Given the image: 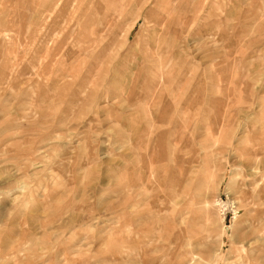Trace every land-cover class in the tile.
<instances>
[{
  "label": "rangeland",
  "instance_id": "rangeland-1",
  "mask_svg": "<svg viewBox=\"0 0 264 264\" xmlns=\"http://www.w3.org/2000/svg\"><path fill=\"white\" fill-rule=\"evenodd\" d=\"M262 193L264 0H0V264H264Z\"/></svg>",
  "mask_w": 264,
  "mask_h": 264
},
{
  "label": "bare ground",
  "instance_id": "bare-ground-1",
  "mask_svg": "<svg viewBox=\"0 0 264 264\" xmlns=\"http://www.w3.org/2000/svg\"><path fill=\"white\" fill-rule=\"evenodd\" d=\"M8 1V0H7ZM11 1V0H10ZM18 1V0H17ZM54 6V5H53ZM15 7V6H14ZM13 7V8H14ZM3 8V7H2ZM5 8V7H4ZM5 9H3V11H4ZM47 10V9H46ZM8 13V12H7ZM8 17V16H7ZM11 19V18H10ZM12 22V21H11ZM7 27V26H6ZM260 195V194H259ZM258 197V196H257ZM257 202V201H256ZM258 204V203H257ZM260 206H263L264 207V193H262L261 195H260ZM264 211V210H263Z\"/></svg>",
  "mask_w": 264,
  "mask_h": 264
}]
</instances>
